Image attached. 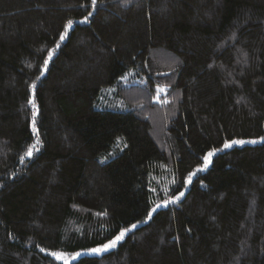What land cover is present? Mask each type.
I'll return each instance as SVG.
<instances>
[{"label":"trees","instance_id":"obj_1","mask_svg":"<svg viewBox=\"0 0 264 264\" xmlns=\"http://www.w3.org/2000/svg\"><path fill=\"white\" fill-rule=\"evenodd\" d=\"M0 264H264V0H0Z\"/></svg>","mask_w":264,"mask_h":264},{"label":"snow or ice","instance_id":"obj_2","mask_svg":"<svg viewBox=\"0 0 264 264\" xmlns=\"http://www.w3.org/2000/svg\"><path fill=\"white\" fill-rule=\"evenodd\" d=\"M96 2L97 0H91V3L93 6L96 5ZM89 15H91V13H89ZM84 21H87V17H84ZM73 25V21L72 20H69L67 21L66 25H65V30L64 32H62L60 34V40L63 41L66 37V34L68 33L69 29L72 27ZM57 47H59V44H57ZM52 55H53V52L50 51L49 52V55H48V58L44 60V68L46 69L47 68V65L49 63V60L52 58ZM44 74V70L41 71V75ZM39 78V77H38ZM30 103H32V101H30ZM33 107H35V105L33 104ZM33 116H35V112L33 113ZM33 131L35 132L36 129H35V122L33 123ZM250 143H255L256 141H249ZM245 143V141H231V142H225L224 144V147L225 148H228V147H231L232 144H243ZM35 146H30L29 149L27 150V152L25 153L27 156L31 157L32 156V152H33V148ZM217 151V150H213L212 152H209L205 157H204V161H205V164H204V167H207V164L209 163L210 161V157L214 154V152ZM198 171H201L203 170L202 168L200 169H197ZM194 173H189L188 177H187V180H186V183L187 182H190L191 181V177ZM183 195V193H181V196ZM178 199V198H177ZM172 202H175L174 200ZM165 203H168L167 201ZM157 207H159V205H157ZM156 209L153 208L151 211L148 212V218H151L152 217V214L153 212H155ZM136 225H132V228H135ZM130 231V229H123L120 231V233L113 239V240H110L107 244H104L101 248H96V249H92L91 251L93 252H101V251H105L109 248H113L116 246L117 242L122 240L123 237L125 236V234ZM53 255L57 256V258H61V254H58V253H53Z\"/></svg>","mask_w":264,"mask_h":264},{"label":"rangeland","instance_id":"obj_3","mask_svg":"<svg viewBox=\"0 0 264 264\" xmlns=\"http://www.w3.org/2000/svg\"><path fill=\"white\" fill-rule=\"evenodd\" d=\"M113 240V239H112ZM109 241H107L105 244H107ZM103 245H100V246H98V247H95V248H92V249H96V248H101ZM92 249H90V250H85L86 252H88V253H97V252H93V251H91ZM102 252V251H101ZM100 253V252H99Z\"/></svg>","mask_w":264,"mask_h":264}]
</instances>
